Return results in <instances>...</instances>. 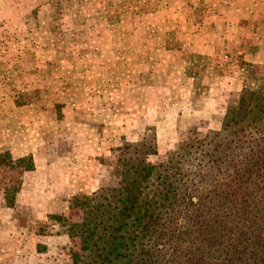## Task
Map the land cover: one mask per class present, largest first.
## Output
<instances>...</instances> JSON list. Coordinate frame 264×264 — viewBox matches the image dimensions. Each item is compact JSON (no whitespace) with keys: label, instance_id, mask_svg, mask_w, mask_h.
I'll return each mask as SVG.
<instances>
[{"label":"rangeland","instance_id":"1","mask_svg":"<svg viewBox=\"0 0 264 264\" xmlns=\"http://www.w3.org/2000/svg\"><path fill=\"white\" fill-rule=\"evenodd\" d=\"M263 74L264 0H0V153L34 159L0 167V264H70L55 217L117 184L118 148L165 161Z\"/></svg>","mask_w":264,"mask_h":264},{"label":"trees","instance_id":"2","mask_svg":"<svg viewBox=\"0 0 264 264\" xmlns=\"http://www.w3.org/2000/svg\"><path fill=\"white\" fill-rule=\"evenodd\" d=\"M144 139L117 149V184L55 217L77 241L70 264H264V74L219 131L191 132L165 161L149 162ZM0 167L32 171L34 159L5 151Z\"/></svg>","mask_w":264,"mask_h":264},{"label":"crops","instance_id":"3","mask_svg":"<svg viewBox=\"0 0 264 264\" xmlns=\"http://www.w3.org/2000/svg\"><path fill=\"white\" fill-rule=\"evenodd\" d=\"M92 119H96V117H93ZM93 121V120H92ZM94 122V121H93ZM96 122H99L97 119H96ZM108 122V121H106ZM99 126L97 127V130H98Z\"/></svg>","mask_w":264,"mask_h":264}]
</instances>
